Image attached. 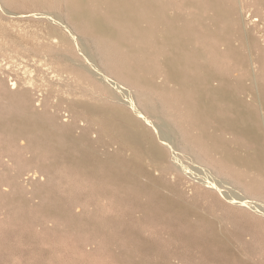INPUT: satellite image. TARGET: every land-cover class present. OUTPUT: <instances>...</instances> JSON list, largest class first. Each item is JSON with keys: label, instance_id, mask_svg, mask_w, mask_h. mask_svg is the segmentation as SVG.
Returning <instances> with one entry per match:
<instances>
[{"label": "bare ground", "instance_id": "obj_1", "mask_svg": "<svg viewBox=\"0 0 264 264\" xmlns=\"http://www.w3.org/2000/svg\"><path fill=\"white\" fill-rule=\"evenodd\" d=\"M242 4L0 0L47 29L0 23L44 59L0 83L1 262L264 264V31Z\"/></svg>", "mask_w": 264, "mask_h": 264}, {"label": "rangeland", "instance_id": "obj_2", "mask_svg": "<svg viewBox=\"0 0 264 264\" xmlns=\"http://www.w3.org/2000/svg\"><path fill=\"white\" fill-rule=\"evenodd\" d=\"M238 1H239V4L241 5L242 0H238ZM243 1L244 2L242 5L244 7L245 12L250 10L254 17H258L259 19H261V21L258 22L257 26H254L251 23V25L250 24L248 25L249 28L255 33V35L260 30L262 33L264 31V12L257 14L255 12L254 7H252V4L250 3L252 0H243ZM2 22H5L7 25H10L11 27H13V32L10 34L12 36L9 38H11V40H12V37H13V40H14V38L15 39L17 38L16 39V41L18 40L17 42L21 41L19 44H21V43L26 44L25 42H23L18 37L20 33L25 32V34H28V32H29V34H32L34 32V30H39L43 33H46V31H47L46 25L44 23H36L33 19H29V18L25 19V18L11 17V18L7 19V21H6V19L3 20L0 18V23H2ZM7 22H9V24ZM38 25H40V26H38ZM14 32H16V33H14ZM3 42L7 43V41L3 37H0V47L2 48V49L0 48V83H1V85H3L4 87H8L10 85V83H12V81H17V80H22V79H29L31 81L35 80L34 82L37 84V82H38L37 80L39 79V74H40V68L39 67H41V62L39 60L44 61L42 55H35V57H36L35 58L33 54L25 53L22 50L16 52V50H14V48H12L8 43H7V45H6V43H4L5 44L4 45ZM237 44L239 46H241V48L244 49L245 53L249 52L244 47V44H245L244 40H240V42ZM9 49L11 50V53H10ZM18 52L23 54V55L19 54ZM37 56H39V57H37ZM35 59H37V60H35ZM46 59H48V58H46ZM43 63L46 64V62H43ZM37 91H38V89H36V92ZM62 114L67 115V113H65V111H63ZM66 119H68V118L66 117ZM0 142H1V144H0L1 147L5 146V141L3 138L0 139ZM3 211H5V210H0V213H2ZM1 217L3 218V220L5 219L4 215ZM5 227H7V228H5ZM14 228H17V226H12L9 224L5 225L4 226L5 230L3 232L5 234V233H7V231H10ZM71 242H72L71 240L69 241V239H67L66 242H59V244L63 245L65 252H69V249H68L69 247H64V246H65V244H68V246H69L71 244ZM72 244H73V242H72ZM4 263H6V264L7 263L8 264H10V263L16 264L17 263L18 264L19 262L13 263L12 261H9V262H1L0 261V264H4ZM20 264H25V263H20ZM96 264H114V263H112L111 259L106 254V255H103L101 257V259L99 261H97Z\"/></svg>", "mask_w": 264, "mask_h": 264}]
</instances>
